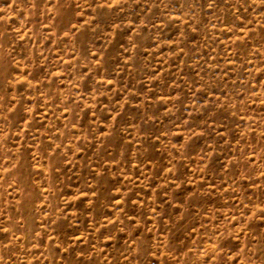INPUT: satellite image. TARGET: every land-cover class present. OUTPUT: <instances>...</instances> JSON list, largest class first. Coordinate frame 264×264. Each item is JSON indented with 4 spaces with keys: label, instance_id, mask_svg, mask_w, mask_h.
Returning <instances> with one entry per match:
<instances>
[{
    "label": "rangeland",
    "instance_id": "obj_1",
    "mask_svg": "<svg viewBox=\"0 0 264 264\" xmlns=\"http://www.w3.org/2000/svg\"><path fill=\"white\" fill-rule=\"evenodd\" d=\"M0 264H264V0H0Z\"/></svg>",
    "mask_w": 264,
    "mask_h": 264
}]
</instances>
